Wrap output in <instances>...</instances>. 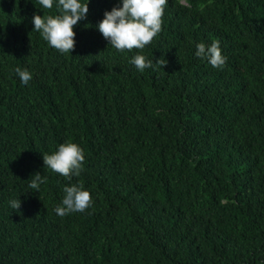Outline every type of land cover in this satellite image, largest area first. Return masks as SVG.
<instances>
[{
    "label": "trees",
    "instance_id": "16d2710c",
    "mask_svg": "<svg viewBox=\"0 0 264 264\" xmlns=\"http://www.w3.org/2000/svg\"><path fill=\"white\" fill-rule=\"evenodd\" d=\"M188 2L119 52L97 24L122 0H87L60 53L32 23L58 0H0V264H264V0ZM213 40L222 69L195 56ZM69 141L85 156L71 180L43 164ZM74 184L92 205L61 217Z\"/></svg>",
    "mask_w": 264,
    "mask_h": 264
},
{
    "label": "clouds",
    "instance_id": "9594fccd",
    "mask_svg": "<svg viewBox=\"0 0 264 264\" xmlns=\"http://www.w3.org/2000/svg\"><path fill=\"white\" fill-rule=\"evenodd\" d=\"M44 9L53 8V0H38ZM184 7H191L188 0H178ZM167 0H122V6L113 7L111 11H105L104 17L97 24L102 36L114 49L119 52L142 50L150 44L162 30L164 9ZM58 14L41 16L33 14V29L41 35L48 45L60 53H70L75 47L74 26L88 13L87 0H58L56 5ZM195 56L206 59L213 68L222 69L226 58L222 55L219 41L213 40L210 45L203 42L195 45ZM161 66L164 59L156 60ZM131 63L141 72L151 67L153 61L147 60L143 55L132 57ZM22 84L27 85L32 75L27 70L17 67L14 69ZM85 159L82 148L74 142L59 144L51 154H43L44 167L52 172L71 180L73 176H79ZM47 178L36 172L28 187L39 191L41 184L46 183ZM63 198L60 205L54 211L63 217L73 212H83L92 205V197L82 184L63 187ZM13 210H18L20 200L9 202Z\"/></svg>",
    "mask_w": 264,
    "mask_h": 264
}]
</instances>
